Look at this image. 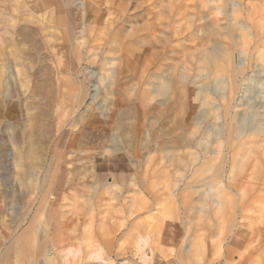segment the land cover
<instances>
[{
    "label": "rangeland",
    "instance_id": "obj_1",
    "mask_svg": "<svg viewBox=\"0 0 264 264\" xmlns=\"http://www.w3.org/2000/svg\"><path fill=\"white\" fill-rule=\"evenodd\" d=\"M126 1L122 13L108 0H68L77 16L71 35L51 15L21 20L42 27L38 57L35 44L23 42L25 69L35 65L28 89L10 76L0 52V254L15 235V209L30 207L33 220L40 184L51 175L47 206L59 226L48 228L62 240L40 255L44 263L69 245L82 250L74 264L90 262L83 217L67 216L73 221L64 226L63 213L87 197L83 183L99 180L124 183L125 191L96 209L95 224L123 222L128 233L139 223L142 234L152 232L148 247L156 250L145 248L152 264H264V32L252 28H264V16L251 14L258 0ZM40 68L45 76L37 79ZM216 191L225 201L219 213ZM139 193L152 206L131 215ZM34 227L37 241L38 221ZM134 237L117 241L126 253L118 264H140ZM200 243L196 256L191 250ZM10 250L15 257L9 253L7 262L20 264Z\"/></svg>",
    "mask_w": 264,
    "mask_h": 264
},
{
    "label": "bare ground",
    "instance_id": "obj_2",
    "mask_svg": "<svg viewBox=\"0 0 264 264\" xmlns=\"http://www.w3.org/2000/svg\"><path fill=\"white\" fill-rule=\"evenodd\" d=\"M108 1H110L112 6L114 4L117 5L121 9L122 13H125L126 9L130 8L129 6H125L127 4L126 0H108ZM215 1L219 2L220 0H215ZM86 7H91V6H88V4H87ZM3 9L4 10L0 12V52L2 54H4V59H5V63H6L5 67H7L9 72L11 73V75L10 74L9 75L12 76V74H13L15 76L16 81L18 83H20V86L28 89L29 73H31L34 70L33 67L35 65L33 67L29 66V68H28L29 71H27V69H25L26 66L28 65L26 59H28L27 57H29V56L25 55L27 52H25V50H24L25 47H24L23 42L28 41V43H29L31 41L33 44H35V45H32V43L31 44L29 43L30 45L33 46L31 48V50L33 52V56L38 57L40 55V48L37 46L38 45V35H40V32L42 31V27L41 26L36 27V26H30V25H20L19 24L20 21L27 19V18L29 19L28 21H30V18H33V17L42 18L40 20V21H42L43 19H47V17L51 15L53 17H56V20L59 22L60 26L65 28L69 32V34L71 35V31H72L74 25L77 23V21H76L77 16L72 11V9L69 7L68 0H4V8ZM14 12H18V14H19L18 17L14 16V14H13ZM20 12H22V14H20ZM86 13H88V12H86ZM97 13L98 12H96V14ZM233 13L235 15L236 10H233ZM251 14L264 16V0H258L253 4ZM255 17H257V16H255ZM255 26L257 28H255L254 26L252 27L254 29L253 33L258 34L259 30L260 31L262 30L264 32L263 26H258V25H255ZM239 29H241V28H239ZM263 32H262V34H263ZM242 35L243 36L241 38H243L242 40H244V42H247L250 40V38H248V35L246 33L242 34ZM257 41H258V39H257ZM69 43L73 44L72 39H69ZM259 43L260 42H256V44H259ZM11 45L16 46L18 48L17 50H19V51L15 50V48H14V50L12 49L10 51V49H8V48ZM69 48H70V46H69ZM8 51H10V52H8ZM2 57H3V55H2ZM0 58H1V55H0ZM42 58H43V56L41 57V59L39 58L40 61H42ZM42 70H43V68H40L38 71L34 72L37 75V79H42L45 76L43 73H41ZM45 72H47V70ZM43 88L44 87H39V89L41 90V91L40 90L39 91L42 92ZM47 91H46V93H48ZM49 94H50V92H49ZM40 100H42V99H40ZM39 103H40V101H39ZM41 107H42V105H41ZM38 135H36V136H38ZM24 136H25V134H24ZM30 136L31 135H29V137ZM32 136H34V134H32ZM16 138H17V136L15 137V139ZM29 140H31V138ZM29 140H28V142H29ZM33 141H35V140H33ZM44 141H45V139H44ZM31 142H32V140H31ZM32 143H34V142H32ZM20 144H21V142H20ZM14 159H15L14 164L20 166V162H21L20 158H14ZM38 162H40V160ZM37 164L40 165V163H37ZM32 165H34V164H32ZM16 172H18V171H16ZM35 173L37 175V172H35ZM36 175H34V176H36ZM35 180L37 181V178H35ZM42 181H43V183L40 184L39 190H41L40 193H42V191H45L44 192L45 194L44 193L41 194V196L39 198V204H38L39 209L37 211H35V214L33 217L34 219L31 221L28 220V216L31 217V214H32L30 207L23 208L22 212L20 209H15V211L17 212V215L15 214V220H13V221H15L13 224L14 225V229H13L14 232L13 233H15V235H13L11 242L8 243L9 247L7 246L8 248L5 247L4 249H5V251H7V250L9 251L10 248H12L13 250L15 249L14 252L16 253V260H18L17 262L20 264H74L76 262H80V261L82 262L83 259L81 258L82 257L81 248H78V247L74 248L72 245H69L66 248L65 247L61 248L59 250L60 254H58L59 255L58 260L56 259L57 257L56 258L53 257V258H55V261H49L47 263H44L43 260H41L39 258L40 255L45 254L46 248L57 250L59 247V243L62 240L58 237L59 234L57 235V230H55V228L59 226L58 220L56 221L54 219L53 211L50 210L47 206L49 201L47 200L46 195L48 193H51L49 186L51 184H54V183H52L53 182L52 176L50 175L48 177L46 175L43 177ZM23 183H24V181H23ZM23 183H21V184H23ZM202 186H204V185H202ZM52 187L53 186H51L50 188H52ZM82 187H83V190L85 191V193L87 194V197L81 198V200L76 199L73 203L74 205H71L72 207H70V208L68 207L69 212L63 213V216L65 218L64 226H67V225L72 223L69 221H73L72 218H68L67 216L76 215V216L83 217V220H81V218L79 217L80 222H78V223L84 226V228L81 229L83 232V235L90 242L91 246H93L91 251L86 255V259H89L90 262L83 263V264H118L116 258L121 256V254L124 251L123 252L118 251L116 248V243L120 238L124 237V235L126 236L128 234H131V235L136 237V238L134 237L136 239L135 240L136 241V249H135L134 255H136V257L139 258L138 260H140L139 261L140 264H152L151 263L152 257L149 256V254L147 253V251L145 249L147 246V249H149V252L150 251L152 252V250L154 252V250H156V248L154 249L153 247H148V245H149L148 242H150L149 239L151 238L152 232L149 233L148 235H146V234L144 235V233L142 234L141 231H143V229L140 227L142 229L141 230L139 227H136L139 225V223H135L132 227L134 229V231L133 232L130 231L128 233H124L123 230L121 229L123 222L121 224L119 223L120 226L116 225V224L114 226H110L107 224L104 225L103 223H105V222H103L102 224L101 223L95 224L94 218L97 215V213L95 214L96 209L103 206L104 202L107 200H109L110 203H113L115 201L120 200L121 196L123 194V191H125V184L124 183L121 184L118 182H102V181L100 182L99 180H93L92 183L89 185H88V183H86V184L83 183ZM33 188L37 189L38 186L37 187L33 186ZM195 188H197V186ZM39 190H38V193H39ZM168 190H169V188H168ZM218 190L220 192L221 189H218ZM74 192H76V191H74ZM219 192L218 191L215 192L214 199L212 200L215 204H218V206L215 207L216 213H219L220 209L223 210V208L222 207L220 208V206H221V203L222 204L225 203V201H223V200H222L223 202L220 203V201L217 199V196L220 197L218 194ZM168 193H170V191ZM150 194H151V197H150L151 201L153 202V199H156V197H157L156 192L151 190ZM169 195L167 196L168 199L170 197ZM18 196H20V194L17 195V197ZM26 196L27 195L22 196V194H21L20 197H22L24 199ZM138 198L141 201V204L137 205V206L135 205V206H132L131 208H129V213L131 215L136 216L140 212H142L144 210H148L152 206V202H149V200L146 196L140 195V193H139ZM220 199H222V198L220 197ZM19 200H20V198H19ZM199 209L203 210L205 208L203 206V207H200ZM149 211H151V210H149ZM170 212H171V209H169V213H168V215L166 217V221H165V223H167L168 225L165 226V223H164V226L165 227L169 226L168 228H170V230H171L172 219H171ZM57 214H58V212H56V215ZM40 215H43L42 218L37 220V218H39ZM47 215H48V217H47ZM60 215H61V212H60ZM43 217L45 219H43ZM35 221H38V225H40V234H39L37 241H36V234L33 233V230L35 228L34 227ZM53 221H55V223ZM51 222L55 224V226H54L55 228L53 227L52 230H50L51 228L50 229L48 228L50 226ZM23 223L25 225H23ZM148 223H150V221ZM155 224H156V222H155ZM81 225H80V227H82ZM21 227H23V229H21ZM152 229H153V227H152ZM77 230H80V228L77 226L73 228V231H77ZM153 233H154V231H153ZM8 240H10V238ZM132 240H134V239H132ZM157 243H158V241H157ZM119 248H121V247H119ZM124 248H126V247H124ZM133 248H132V250H133ZM203 248H204L203 243H200V245H197L196 247H194L193 250H191V252L194 253L196 256H199L201 254L203 255ZM188 250H190V248ZM262 250H263V248H262ZM8 251L4 254L3 253L0 254V264H9L10 263L7 261L10 260V259H8L10 257L9 253H10V255H12L11 253L13 251L12 250H10V252H8ZM167 252H169V250ZM131 254H133V253H131ZM12 256L15 257L14 255H12ZM13 257H11V258H13ZM14 260H15V258H14ZM11 261H13V260H11ZM15 262L16 261H14V263ZM127 264H129V263H127Z\"/></svg>",
    "mask_w": 264,
    "mask_h": 264
}]
</instances>
